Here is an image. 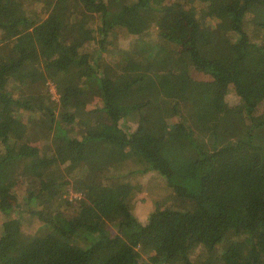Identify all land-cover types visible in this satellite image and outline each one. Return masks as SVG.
Segmentation results:
<instances>
[{
	"label": "trees",
	"instance_id": "16d2710c",
	"mask_svg": "<svg viewBox=\"0 0 264 264\" xmlns=\"http://www.w3.org/2000/svg\"><path fill=\"white\" fill-rule=\"evenodd\" d=\"M262 108L264 0H0V264H264Z\"/></svg>",
	"mask_w": 264,
	"mask_h": 264
},
{
	"label": "rangeland",
	"instance_id": "374dc122",
	"mask_svg": "<svg viewBox=\"0 0 264 264\" xmlns=\"http://www.w3.org/2000/svg\"><path fill=\"white\" fill-rule=\"evenodd\" d=\"M122 32H125L122 30ZM181 39V43L180 45H178V49L179 51L182 53V54H186L188 53V48L186 46V42L187 40L189 39L190 37V31L187 30V31H183V32H180L179 35H178ZM129 44V41L125 39L122 40V46L125 47V45ZM225 56H228V57H233V54H231V51H229L227 54H225ZM230 61L232 59H229ZM192 75H193V78L197 81H203V82H209L210 83V86H209V89H208V95H204L205 92L203 91H200V94L199 96L202 98V97H209L208 99L209 100H212L214 102V107L215 108H219L221 109L222 108V102H223V96H224V92H225V87L223 85H219V83L217 82H213L212 78L206 74V73H200L198 71H196L195 69L192 70ZM4 80V77L1 78V81ZM50 87H51V90L55 93V96L54 97H59L58 96V93H57V84L54 82H50ZM206 93V94H207ZM200 100H203L201 99ZM195 108L199 105L198 104V101L197 100H194L193 102ZM191 108H193L191 106ZM262 110H264V108H262ZM205 112H208L207 110ZM73 196V195H71ZM140 198H143L140 196ZM149 202H145L144 199L140 200L139 204L141 206V209L139 210V215H140V218L142 219L144 217V214L147 212V208H148V204Z\"/></svg>",
	"mask_w": 264,
	"mask_h": 264
}]
</instances>
